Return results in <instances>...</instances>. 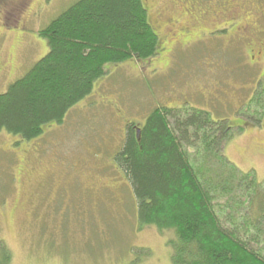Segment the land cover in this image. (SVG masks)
I'll return each mask as SVG.
<instances>
[{
	"label": "rangeland",
	"instance_id": "1",
	"mask_svg": "<svg viewBox=\"0 0 264 264\" xmlns=\"http://www.w3.org/2000/svg\"><path fill=\"white\" fill-rule=\"evenodd\" d=\"M75 1L49 0L24 25L0 0V60L8 63L0 93L47 53L39 31ZM262 28L254 58L248 41L222 30L191 47L159 44L151 59L107 65L93 91L40 136L24 141L0 131V249L9 250L11 264H174L173 231L140 224L130 184L113 160L125 123L142 125L156 106L187 105L227 121L224 156L263 183L264 101H256L264 91ZM187 150L202 170L218 169Z\"/></svg>",
	"mask_w": 264,
	"mask_h": 264
},
{
	"label": "trees",
	"instance_id": "2",
	"mask_svg": "<svg viewBox=\"0 0 264 264\" xmlns=\"http://www.w3.org/2000/svg\"><path fill=\"white\" fill-rule=\"evenodd\" d=\"M147 10L145 0H76L50 20L39 31L47 53L0 93V131L30 141L60 124L107 65L155 57L159 39ZM231 132L227 121L188 106H156L142 125L125 123L114 165L130 184L140 224L173 231L174 264H264V182L224 156ZM187 148L218 169L202 170ZM11 258L2 245L0 264Z\"/></svg>",
	"mask_w": 264,
	"mask_h": 264
},
{
	"label": "flooded vegetation",
	"instance_id": "3",
	"mask_svg": "<svg viewBox=\"0 0 264 264\" xmlns=\"http://www.w3.org/2000/svg\"><path fill=\"white\" fill-rule=\"evenodd\" d=\"M3 1L18 12L17 15L24 19V25L32 15H37L49 3V0ZM145 2L149 12L152 10L155 15L153 27L156 29L159 44L162 48L165 47L163 50L178 45L187 46L206 32L216 33L222 30L229 37L238 34L243 40L248 41L247 49L252 58L253 53L260 52L256 34L264 27V0H145ZM206 20L209 21V25L204 24ZM150 22L153 25V21ZM7 66V59H1L0 76Z\"/></svg>",
	"mask_w": 264,
	"mask_h": 264
}]
</instances>
